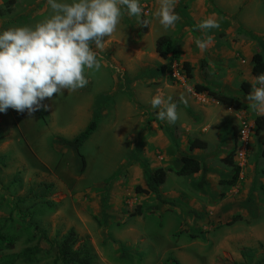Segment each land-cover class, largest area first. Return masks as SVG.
<instances>
[{
	"label": "rangeland",
	"instance_id": "374dc122",
	"mask_svg": "<svg viewBox=\"0 0 264 264\" xmlns=\"http://www.w3.org/2000/svg\"><path fill=\"white\" fill-rule=\"evenodd\" d=\"M140 3L148 25L124 15L103 38L101 68L86 71V87L46 98L43 117L11 108L0 113V226L18 237L13 250L0 252V264L36 244V226L52 243L73 228L96 264H264V127L256 131L254 123L264 112L249 107L251 91L242 88L254 82L252 54L264 55V0H176L180 20L168 30L155 16L159 0ZM49 14L47 0H0V28ZM209 17L220 27L207 31L211 43L200 50L195 41L205 32L197 25ZM160 36L191 63L189 82L175 63L178 81L159 70L167 63L155 50ZM195 83L241 100L244 108L230 110L196 93ZM160 91L177 102L175 123L159 120V109L151 107ZM95 113L97 126L78 150L59 142L82 131ZM242 121L251 128L240 158ZM194 138L206 147L188 149ZM232 151L234 165L224 161ZM180 155L207 166L204 184L201 172L171 171L160 187L166 204L135 192L147 171L177 169ZM235 170L236 182L227 186ZM42 247L34 262L13 264H53L55 247Z\"/></svg>",
	"mask_w": 264,
	"mask_h": 264
},
{
	"label": "clouds",
	"instance_id": "9594fccd",
	"mask_svg": "<svg viewBox=\"0 0 264 264\" xmlns=\"http://www.w3.org/2000/svg\"><path fill=\"white\" fill-rule=\"evenodd\" d=\"M47 5L50 14L41 21L0 28V113L11 108L32 114L46 108L42 102L53 94L86 87V71L101 68L98 51L105 49L103 38L117 31L123 16L148 25L140 0H47ZM175 5L176 0H159L155 16L165 30L180 20ZM197 27L205 36L195 41L196 46L205 50L211 43L207 31L218 29L220 22L209 17ZM246 99L254 112H264V73L254 77ZM150 104L159 109V120L177 121L178 105L171 95L160 91Z\"/></svg>",
	"mask_w": 264,
	"mask_h": 264
},
{
	"label": "trees",
	"instance_id": "16d2710c",
	"mask_svg": "<svg viewBox=\"0 0 264 264\" xmlns=\"http://www.w3.org/2000/svg\"><path fill=\"white\" fill-rule=\"evenodd\" d=\"M13 1V0H11ZM155 50L162 59L166 60L167 63L160 64L159 70L168 71L170 75V79L172 81H178L176 77H172V64L175 63L178 66L179 75L183 77L185 81H190L193 75V67L189 61H180L179 52L174 47L173 42L166 36H160L157 38L155 43ZM252 62V74L255 77L261 73H264V55L260 52H255L251 57ZM251 84L244 83L243 89L246 93L251 91ZM193 89L196 93L207 94L212 98L218 100L223 105L232 107L236 110L242 108V104L239 100L226 95H219L211 91L208 87L201 84H193ZM38 117H43L45 114L44 108L35 112ZM96 114V113H95ZM93 116L92 120L87 124V126L80 131L77 135H75L71 139L59 138V142L68 146L69 148L78 150L83 143L89 138V136L94 132L97 126V117L96 114ZM256 131H259L264 127V118L262 115L257 116L254 120ZM205 143L194 139L189 142V149L204 147ZM233 154H229L224 161L230 165H234ZM181 164L179 168L175 171V173L179 176H188L195 173H202L201 180L199 184H204L205 182V173L207 171V167L202 165L201 162L190 155H183L180 158ZM238 167H236L237 169ZM171 170L165 167H156L152 171L146 172V182L144 185H136L135 192L137 194H143L145 196H153L157 202H163L166 204V199H164L160 192V187L166 180L167 172ZM237 170H235L231 179H227L224 183L227 186H233L236 182ZM135 213L137 215H141L143 210L138 205L136 207ZM231 222V221H230ZM3 226V225H2ZM0 226V252L13 250L15 247V243L18 239L17 235L9 232L8 229H4V227ZM36 226V225H35ZM37 232L34 233L33 237L36 239V244L33 246H27L21 251L15 253L10 257L8 264H13L14 261L22 260L24 262L30 263L34 262L38 259V256L44 252L42 247V243L46 242L49 244V249H45L47 251L52 250L55 247V258L53 264H96L95 262V253L89 246L88 242L79 243V236L73 228H70L66 231V233L61 237L59 241H55V243L50 242L48 236L45 231H41L38 227H35ZM51 248V249H50ZM248 254V253H247ZM253 254V253H251Z\"/></svg>",
	"mask_w": 264,
	"mask_h": 264
},
{
	"label": "built area",
	"instance_id": "2783aa9c",
	"mask_svg": "<svg viewBox=\"0 0 264 264\" xmlns=\"http://www.w3.org/2000/svg\"><path fill=\"white\" fill-rule=\"evenodd\" d=\"M250 128L251 126L249 125V123H247L246 121H242L240 129H239V141H240L241 146L239 148L238 154L240 158L243 156V153L247 149Z\"/></svg>",
	"mask_w": 264,
	"mask_h": 264
},
{
	"label": "crops",
	"instance_id": "0c3cea01",
	"mask_svg": "<svg viewBox=\"0 0 264 264\" xmlns=\"http://www.w3.org/2000/svg\"><path fill=\"white\" fill-rule=\"evenodd\" d=\"M252 57V56H251ZM250 61H251V59H250ZM251 73H252V68H251ZM253 75V74H252ZM244 83H248V82H244ZM243 83V84H244ZM197 84H199V83H197ZM243 84H242V88H243ZM202 85V84H201ZM211 90V89H210ZM195 91V90H194ZM212 91V90H211ZM245 91V90H244ZM200 94V93H199ZM248 94V93H247ZM205 95H207V94H205ZM209 96V95H208ZM226 96H230V95H226ZM211 97V96H210ZM231 97H233V96H231ZM234 98V97H233ZM214 99V98H213ZM235 99H237V98H235ZM216 100V99H215ZM237 100H239V99H237ZM216 101H218V100H216ZM240 102H241V100H239ZM219 102V101H218ZM221 103V102H220ZM241 104H242V108H240V109H238V110H241V109H243L244 108V103H242L241 102ZM228 107V106H227ZM228 108H230V110H235V111H238V110H236V109H234V108H232V107H228ZM241 115L243 116V113H241ZM262 116H264V115H262ZM238 138H239V132H238ZM194 139H198V138H194ZM194 139H190L189 140V142L191 141V140H194ZM198 140H200V141H202V142H204L205 143V141H203V140H201V139H198ZM189 142H188V149H189ZM238 150L237 151H239V148H240V146H241V144H240V141H239V139H238ZM206 147V143H205V146L204 147H198V148H200V149H202V148H205ZM198 148H193L192 150H194V149H198ZM181 156V155H180ZM191 156V155H190ZM194 157V156H193ZM196 158V157H195ZM226 158V157H225ZM199 160V159H198ZM200 161V160H199ZM201 164L202 165H204L202 162H201ZM206 166V165H205ZM162 167V166H161ZM207 167V166H206ZM165 168H169L170 169V167H165ZM179 168V167H178ZM177 169H171V170H169L167 173H169V172H171V171H173L174 173H175V171H176ZM196 174V173H195ZM167 177V176H166ZM139 185H144V184H139Z\"/></svg>",
	"mask_w": 264,
	"mask_h": 264
}]
</instances>
